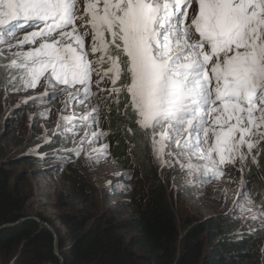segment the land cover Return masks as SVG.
Here are the masks:
<instances>
[{"label": "snow or ice", "instance_id": "6c2138e0", "mask_svg": "<svg viewBox=\"0 0 264 264\" xmlns=\"http://www.w3.org/2000/svg\"><path fill=\"white\" fill-rule=\"evenodd\" d=\"M0 57L5 99L42 86L23 103L59 101L52 135L73 147L55 151L96 153V165L108 144L94 141L109 133L93 126L121 94L155 160L186 181L219 178L238 160L242 172L264 142V0H0ZM240 184L234 209L256 219Z\"/></svg>", "mask_w": 264, "mask_h": 264}, {"label": "rangeland", "instance_id": "374dc122", "mask_svg": "<svg viewBox=\"0 0 264 264\" xmlns=\"http://www.w3.org/2000/svg\"><path fill=\"white\" fill-rule=\"evenodd\" d=\"M24 47L28 48L30 45ZM2 63L6 61L0 57V64ZM0 77V85H3L5 79L2 68ZM8 87L11 89L13 85ZM43 90L42 86H38L27 91H10L5 99V92L0 87V170L11 176L13 184L18 187L26 214L25 218H22L23 221L33 220L41 228H45L37 221L41 216L52 223L51 226L58 237L54 246L60 256L63 257L72 243L69 229L63 222L65 217L78 214L95 217L117 215L125 202L133 201L135 188L145 179L147 181L151 174L157 173L166 187L168 201L182 237L188 229V223L221 217L220 222L230 236L246 235L250 239L249 250L252 259L249 264H264V218L259 215L261 211L252 193L256 185L264 191V172L257 169V158L264 142H261L257 149H253L255 162L252 155L247 157L242 172L238 160L235 165L225 166V175L219 178L200 182L191 181L189 177L188 181L191 182H188L179 165L161 168L151 153L144 131L136 123V116L135 122L132 123L135 134L134 129L124 125V119L133 111L130 107L125 108V97L121 94L119 104L115 103L113 98L109 107L104 110L106 118L100 120L99 128L93 126L94 130L109 133L94 141L96 148L108 144V148L103 150L106 155L102 156L100 163L96 165V153H92L93 158L89 160L83 152L76 157L72 153L55 151L61 147H73L71 140L65 142L60 135H52L59 119V101H54L51 105H34L31 101L23 103L24 98L37 96ZM17 103L20 107L14 109L13 106ZM45 107L51 108L47 118L39 115ZM11 111L19 115L9 116ZM122 115L125 116L123 119L120 118ZM45 127L51 138L50 143H45L42 139ZM80 135H83V132ZM114 137L121 140L125 138L121 145H118L120 142L116 144L123 151V165L114 155L117 147L113 142ZM88 147L90 149L92 145ZM242 150L247 152L246 148ZM65 156H70L73 162L66 163L63 160ZM241 177L246 181L247 192L254 202L252 207L257 214L256 219L249 218L251 212L241 215L239 208L234 209V203L241 192ZM73 184L78 187L77 191L74 190ZM240 200L243 202L244 198ZM8 251H0V264H15L18 261L21 249L16 248L10 253Z\"/></svg>", "mask_w": 264, "mask_h": 264}, {"label": "trees", "instance_id": "16d2710c", "mask_svg": "<svg viewBox=\"0 0 264 264\" xmlns=\"http://www.w3.org/2000/svg\"><path fill=\"white\" fill-rule=\"evenodd\" d=\"M124 121L135 134V114L131 112ZM113 139L115 145L125 140ZM115 150L116 160L123 165V151L120 146ZM257 169L264 172V144ZM73 186L77 191L78 187ZM252 193L258 209L264 212V191L256 185ZM133 196V201L125 202L117 215L65 217L63 222L72 243L63 254L64 264H249L252 259L250 239L246 235L230 236L221 217L188 223L182 237L166 187L157 173L141 182ZM21 197L11 176L0 170V226L25 218ZM38 218L52 225L49 220ZM54 244L53 234L33 220L0 229V251L21 249L15 264H60Z\"/></svg>", "mask_w": 264, "mask_h": 264}, {"label": "water", "instance_id": "95a60500", "mask_svg": "<svg viewBox=\"0 0 264 264\" xmlns=\"http://www.w3.org/2000/svg\"><path fill=\"white\" fill-rule=\"evenodd\" d=\"M22 221H23V219H21L19 222H22ZM37 221H39L41 223V225L45 227V229H47L48 231H50L53 234L54 239H55V245H56L57 244L58 237H57V234H56L54 228L49 223H47L45 221H42L40 219L37 220ZM18 223H13V224L11 223V224L3 225V226L0 227V229H3L5 227H13V226H16ZM55 254H56V256H58L60 258L61 264H64V258L62 256H60V254H59L58 249H57L56 246H55Z\"/></svg>", "mask_w": 264, "mask_h": 264}, {"label": "bare ground", "instance_id": "6f19581e", "mask_svg": "<svg viewBox=\"0 0 264 264\" xmlns=\"http://www.w3.org/2000/svg\"><path fill=\"white\" fill-rule=\"evenodd\" d=\"M61 261V260H60Z\"/></svg>", "mask_w": 264, "mask_h": 264}]
</instances>
